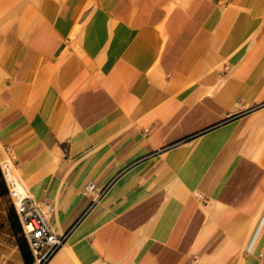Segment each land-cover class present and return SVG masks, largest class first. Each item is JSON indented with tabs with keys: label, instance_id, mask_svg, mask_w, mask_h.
Listing matches in <instances>:
<instances>
[{
	"label": "crops",
	"instance_id": "obj_1",
	"mask_svg": "<svg viewBox=\"0 0 264 264\" xmlns=\"http://www.w3.org/2000/svg\"><path fill=\"white\" fill-rule=\"evenodd\" d=\"M0 147L46 264H264V0H0Z\"/></svg>",
	"mask_w": 264,
	"mask_h": 264
},
{
	"label": "built area",
	"instance_id": "obj_2",
	"mask_svg": "<svg viewBox=\"0 0 264 264\" xmlns=\"http://www.w3.org/2000/svg\"><path fill=\"white\" fill-rule=\"evenodd\" d=\"M0 168L22 235L34 258V264H46L62 247L65 237H59L52 231L47 220L50 208L33 199L26 185L15 174L13 160L6 156L4 160L0 161ZM12 173L15 176L11 177ZM93 188L92 183L88 184L86 192L91 193ZM263 223L264 220L260 224ZM256 236L255 234L247 249L248 253L253 249Z\"/></svg>",
	"mask_w": 264,
	"mask_h": 264
},
{
	"label": "rangeland",
	"instance_id": "obj_3",
	"mask_svg": "<svg viewBox=\"0 0 264 264\" xmlns=\"http://www.w3.org/2000/svg\"><path fill=\"white\" fill-rule=\"evenodd\" d=\"M6 156L0 153V161ZM1 171V168H0ZM0 182V264H23L19 252L23 250L26 241L21 232L17 215L9 198L8 189L1 172ZM7 192L5 194L4 192ZM4 193V194H3ZM28 246V245H27Z\"/></svg>",
	"mask_w": 264,
	"mask_h": 264
},
{
	"label": "trees",
	"instance_id": "obj_4",
	"mask_svg": "<svg viewBox=\"0 0 264 264\" xmlns=\"http://www.w3.org/2000/svg\"><path fill=\"white\" fill-rule=\"evenodd\" d=\"M1 179H2V176H1V171H0V182H1ZM4 193L7 194L6 190H5ZM4 193H3V194H4ZM15 218H17V217H15ZM17 222H18V218H17ZM27 264H29V263H27Z\"/></svg>",
	"mask_w": 264,
	"mask_h": 264
},
{
	"label": "bare ground",
	"instance_id": "obj_5",
	"mask_svg": "<svg viewBox=\"0 0 264 264\" xmlns=\"http://www.w3.org/2000/svg\"><path fill=\"white\" fill-rule=\"evenodd\" d=\"M0 148H1V147H0ZM12 176H15V174H14V173H12V174H11V177H12Z\"/></svg>",
	"mask_w": 264,
	"mask_h": 264
}]
</instances>
